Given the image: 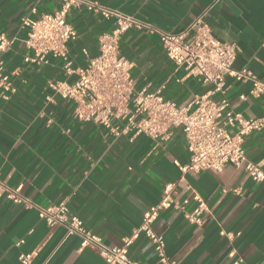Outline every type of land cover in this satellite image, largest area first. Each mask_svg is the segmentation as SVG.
I'll return each instance as SVG.
<instances>
[{"label": "crops", "instance_id": "obj_1", "mask_svg": "<svg viewBox=\"0 0 264 264\" xmlns=\"http://www.w3.org/2000/svg\"><path fill=\"white\" fill-rule=\"evenodd\" d=\"M96 1L166 32L182 31L210 7L203 20L217 39L235 45L233 68H247L264 79V0ZM58 6L56 0H0V31L16 37L3 55L16 92L0 97V180L10 187L21 184V195L33 204L47 207L65 200L70 212L110 246L122 244L171 182L175 198L192 190L207 206L200 226L176 210L159 212L153 229L163 237L174 264H264V182L252 181L243 166L231 164L220 171L181 173L178 165L188 162V152L180 129L167 142L144 135L114 137L104 127L77 120L73 103L46 88L49 80L75 79L64 77L59 59L23 61L28 51L20 19L31 7L37 18ZM67 20L77 32L68 57L73 67H84L97 54L98 37L111 22L85 8H72ZM119 51L130 63L138 89L165 84L163 96L186 106L209 88L176 70L157 38L146 31L123 33ZM226 84L224 95L234 111L245 117L261 115L264 96L239 100L249 84L231 77ZM243 147L247 160L264 167V129L246 135ZM19 253L29 254L31 264H104L95 247L79 249L78 237H65L63 228L46 225L33 208L0 193V264H21ZM128 256L140 264H159L143 236L132 243Z\"/></svg>", "mask_w": 264, "mask_h": 264}, {"label": "built area", "instance_id": "obj_2", "mask_svg": "<svg viewBox=\"0 0 264 264\" xmlns=\"http://www.w3.org/2000/svg\"><path fill=\"white\" fill-rule=\"evenodd\" d=\"M56 1L59 6L54 11L33 18L31 14L36 10L31 7L20 19L19 28L24 31L22 42L28 51L23 61L40 64L46 56H51L61 61L64 77L75 75L72 82L49 80L45 86L52 94L73 103V115L77 120L104 127L114 137L129 135L133 139L144 135L157 142H167L173 130L180 129L188 152V162L178 165L181 173L220 171L226 164H231L243 166L252 181L264 182V167L247 160L243 147L246 135L264 129V111L256 117H245L232 109L224 95L226 79L231 77L249 84L247 94H240L239 100L260 98L264 96V79L257 78L247 68H233L235 45L217 39L203 20L210 7L182 31L166 32L96 0ZM72 8H85L111 22L110 29L98 37L97 54L88 57L84 67H73L68 57L69 43L77 36L67 20ZM131 29L155 36L175 69L208 85L207 91L195 94L188 105L180 106L163 96L165 84L154 90L136 88L130 73L131 65L119 51L121 35ZM15 40V36L8 37L0 31V97L3 99L16 92L3 61V55ZM82 52L87 55L85 50ZM214 95L220 97L213 99ZM21 188V184L10 187L0 180V193L6 200L33 208L46 225L63 228L65 237H78L79 249L95 247L104 264H140L128 256L130 246L140 236L152 244L159 264H174L165 253L163 237L153 229L159 212L176 210L186 221L200 226L207 211L205 201L192 190L183 198H175L174 183L168 182L163 186L159 201L143 212L141 223L122 238V244L110 246L70 212L65 200L40 206L26 200L21 195ZM190 203L192 207L188 209ZM227 236L230 238L232 234ZM18 260L21 264H31L27 253H19Z\"/></svg>", "mask_w": 264, "mask_h": 264}]
</instances>
